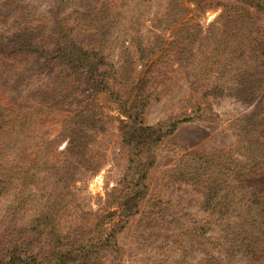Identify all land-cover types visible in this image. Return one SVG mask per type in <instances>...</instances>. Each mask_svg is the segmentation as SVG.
Instances as JSON below:
<instances>
[{
  "label": "rangeland",
  "instance_id": "374dc122",
  "mask_svg": "<svg viewBox=\"0 0 264 264\" xmlns=\"http://www.w3.org/2000/svg\"><path fill=\"white\" fill-rule=\"evenodd\" d=\"M95 1L98 6L94 10L88 7L86 0H60L58 14L70 17L63 29L72 42L93 50L97 35L86 28V17L92 21L93 15L99 16L100 20L106 10L110 14L106 24L113 22V25L107 35L105 54L113 67L118 61L119 47L124 49L131 44L146 49V59L136 68V72H148L146 89L154 94L143 111L144 124L155 126L173 116H188L196 103H200L195 107L200 112L195 116L204 115L203 121L191 120L176 126L156 151L147 172V194L135 216L116 237L120 256L113 260L109 254L102 253V264H200L204 252L213 257L214 264H264L260 259L264 254L254 249L264 251V215L252 214L251 208V214L247 211L243 215V207L234 199L231 206L221 205V215L215 214L209 208H202L198 190L190 184L169 179L174 173L169 170L178 163L184 165L186 159L182 156L190 151L198 154L217 151L237 164L250 157L257 161L247 166L248 172L247 168L241 172L246 174L241 179L245 186L259 193L264 206V162L260 163V158L264 159V126L253 127L246 116L251 106L244 105L242 99L236 101L228 97L230 93L226 89L234 67L228 63L218 65L219 54L228 60L235 53L243 56L246 67L248 61L258 62L264 58V0H138L139 3L124 0L126 6L118 13L115 6L107 4L109 0L104 5ZM37 2L45 9L49 0ZM195 3L209 4L212 8L199 13ZM225 42L230 51L222 46ZM64 77L68 79L67 74ZM72 85L69 83L67 87ZM87 102L98 116L93 121L99 122L93 124V131L86 132L82 158L75 157L80 156L79 150L74 148L76 145L71 147L69 159L72 162L67 167L71 177L62 181L63 170L57 169L58 181L53 185L52 177L46 180L42 175L36 176L41 173L31 170V161H28V154L36 143L39 146L36 150L42 155H51L63 166L66 156L61 152L68 140L66 136L54 139L57 125L49 131L48 139L57 143L56 151L46 139L38 136L33 141L28 138L18 148L21 157H16L29 162L23 164L27 176L25 185L20 187L15 177L9 188L2 187L4 175L16 163L0 171V240L9 231L12 215L22 217L25 222L44 212L55 215L58 234L66 236L85 223L89 215H106L108 208L112 212L118 207L119 204L110 206L109 203L116 195L114 189L123 183L127 150L122 144L120 121L128 122V118L119 112H107L101 99L90 97ZM244 124V132L236 130ZM14 142L4 145L8 157L15 153ZM239 146L241 149L237 150ZM240 151L246 156L235 154ZM237 164L232 170L226 167L230 169L227 185L234 184ZM224 190L229 191L227 187ZM226 201L231 202V199L226 196ZM204 214H212L209 227L201 226ZM197 225L209 228L205 229L210 230L207 235L215 241L189 233Z\"/></svg>",
  "mask_w": 264,
  "mask_h": 264
},
{
  "label": "trees",
  "instance_id": "16d2710c",
  "mask_svg": "<svg viewBox=\"0 0 264 264\" xmlns=\"http://www.w3.org/2000/svg\"><path fill=\"white\" fill-rule=\"evenodd\" d=\"M59 1L49 0L46 8L41 9L37 0H0V171L16 163L4 175L2 187L9 188L15 177L20 187L27 183L23 164L29 162L20 158L17 151L28 138L42 137L56 151L57 143L48 140L49 131L55 125L54 139L66 136L64 138L68 140L61 152L66 156L63 166L51 155H42L36 150L39 147L36 143L28 154V161H31V170L41 173L36 176L42 175L46 180L52 177L53 185L58 181L57 169L63 170L62 181L71 177L67 169L72 162L69 159L71 147L76 145L74 148L79 150L80 156L75 157L82 158L86 149V132L93 131V124L99 122L93 121L98 116L87 102L93 97L104 102L107 112L112 110L128 118V122L120 121L122 144L127 150L123 183L114 189L116 195L109 203L110 206L119 205L112 212L108 208L106 215H89L85 223L79 224L66 236L58 234L55 215L44 212L27 222L22 217L12 215L9 218V231L0 240V264H102V253L109 254L113 260L119 258L120 248L116 237L135 216L147 194V172L154 162L156 151L176 126L191 120L203 121L204 118L203 114L195 116L200 112L195 108L200 103H196L191 106L194 111L188 116L181 114L158 125L146 126L142 119L143 111L154 94H149L146 89L148 72H136V68L146 59V49L131 44L124 49L119 47L118 61L113 67L105 54L109 42L107 35L113 25V22L106 24L110 20L108 11L103 12L100 20L99 16L93 15L92 21L86 17V28L97 35L95 49L88 50L72 42L63 29L70 17L58 14ZM97 2L104 5L106 0ZM86 4L94 10L98 6L95 0H86ZM107 4L115 6L117 13L123 9V5L126 6L124 0H109ZM194 5L199 13L212 8L209 4ZM222 46L230 51L226 42ZM231 57L228 60V57L218 55L220 67L225 63L234 67L229 77L231 81L227 84L228 97L236 101L242 99L244 105L251 106L246 116L253 127L264 126V58L258 62L248 61L249 66L246 67L243 56L238 57L235 53ZM69 83L73 84L71 88L67 87ZM244 128L245 124L236 130L244 132ZM39 132L44 134L40 135ZM30 133L31 136H28ZM11 141H15L16 149L8 157L3 149L5 143ZM240 149L239 146L237 150ZM235 154L246 156L242 152ZM182 157L186 159L184 165L178 163L172 167L169 171L174 173L169 175V179L190 184L191 188L198 190L203 209L209 208L210 212L221 215V205L231 206L234 199L238 206L243 207V215L247 211L251 214V210L252 214L264 215L259 193L251 186H245L241 179L246 176L241 172L257 160L249 157L237 164V161L224 158L217 151L203 154L190 151ZM263 162L264 159L260 158V163ZM236 164L238 168L234 173V184L227 185L230 169L226 167L232 170ZM225 187L229 191H225ZM241 189L249 191L242 192ZM226 196L231 202L226 201ZM204 215L201 226L209 227L212 214ZM202 227L197 225L196 230L189 233L206 241H215L214 237L207 235L210 230L205 229L209 228ZM254 249L256 253L264 254L262 248ZM212 259L209 253L204 252L199 261L200 264H214ZM260 259L264 262V256Z\"/></svg>",
  "mask_w": 264,
  "mask_h": 264
}]
</instances>
